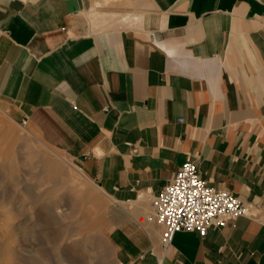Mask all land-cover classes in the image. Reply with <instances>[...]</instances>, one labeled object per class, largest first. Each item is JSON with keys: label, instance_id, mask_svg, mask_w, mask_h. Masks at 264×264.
Instances as JSON below:
<instances>
[{"label": "crops", "instance_id": "obj_1", "mask_svg": "<svg viewBox=\"0 0 264 264\" xmlns=\"http://www.w3.org/2000/svg\"><path fill=\"white\" fill-rule=\"evenodd\" d=\"M0 108L99 188L118 264H264V0H0ZM186 161L250 213L165 243Z\"/></svg>", "mask_w": 264, "mask_h": 264}, {"label": "rangeland", "instance_id": "obj_2", "mask_svg": "<svg viewBox=\"0 0 264 264\" xmlns=\"http://www.w3.org/2000/svg\"><path fill=\"white\" fill-rule=\"evenodd\" d=\"M76 160L0 108V264H118Z\"/></svg>", "mask_w": 264, "mask_h": 264}, {"label": "built area", "instance_id": "obj_3", "mask_svg": "<svg viewBox=\"0 0 264 264\" xmlns=\"http://www.w3.org/2000/svg\"><path fill=\"white\" fill-rule=\"evenodd\" d=\"M147 216L163 225L162 239L170 243L181 230L205 236L212 225L225 226L231 219L250 213V207L228 189L211 186L197 165L186 161L174 177L152 197Z\"/></svg>", "mask_w": 264, "mask_h": 264}]
</instances>
